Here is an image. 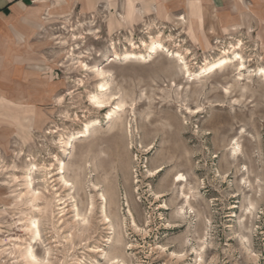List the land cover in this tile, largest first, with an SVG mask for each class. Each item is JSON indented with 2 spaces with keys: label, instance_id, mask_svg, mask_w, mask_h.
Wrapping results in <instances>:
<instances>
[{
  "label": "rangeland",
  "instance_id": "1",
  "mask_svg": "<svg viewBox=\"0 0 264 264\" xmlns=\"http://www.w3.org/2000/svg\"><path fill=\"white\" fill-rule=\"evenodd\" d=\"M52 7L33 72L54 99L0 127V264H264V41L201 49L184 17ZM223 50L241 59L198 76Z\"/></svg>",
  "mask_w": 264,
  "mask_h": 264
},
{
  "label": "crops",
  "instance_id": "2",
  "mask_svg": "<svg viewBox=\"0 0 264 264\" xmlns=\"http://www.w3.org/2000/svg\"><path fill=\"white\" fill-rule=\"evenodd\" d=\"M47 5L83 15L101 8L110 11L122 8L124 16L132 9H147L142 18L184 17L190 24L193 46L201 49L242 42L246 31L256 43L264 41V0H0V127L6 120L15 121L13 115L5 114L14 105L27 106L25 109L37 116L43 111L41 107L50 105L54 99L55 88L50 77L41 79L33 72L37 71L34 67L42 46L41 14ZM110 18L113 23L118 20L113 15ZM260 46L264 49L263 43ZM15 89H23L21 97L15 96Z\"/></svg>",
  "mask_w": 264,
  "mask_h": 264
},
{
  "label": "bare ground",
  "instance_id": "3",
  "mask_svg": "<svg viewBox=\"0 0 264 264\" xmlns=\"http://www.w3.org/2000/svg\"><path fill=\"white\" fill-rule=\"evenodd\" d=\"M73 38L76 39L75 36H73ZM142 45H143V47L145 49V53L148 56H151L152 54H156L158 51H160V50H162L164 48V45L162 44V42H161V40H160L159 37L150 38V40H149L148 43L142 42ZM232 49L234 50V46L233 45H232ZM114 55H115V57H114L115 60L118 59V58H120V59H122L124 61H130L132 59H144L145 58V56L143 54L138 53V52H135L133 50L128 51V52H124L121 55H118L116 52H114ZM178 58H179V60L183 61V57H181L180 54H178ZM233 59H241V56H239L238 53H233V57H229V50H227V51L223 50L221 52L219 58H217L215 60H211V61L210 60L209 61L206 60V62L204 63V65L200 68V73L198 74V76L199 75H209L212 72H214V71H216L218 69L223 68L226 64H228ZM239 65H240V67H243V63L242 62ZM183 66H184V68L187 67L185 64ZM259 72H260V74L264 78V70H259ZM100 75H104V73L101 72ZM105 86H106L105 83H102V84L99 85L100 89L104 88ZM93 99L96 100L95 97H93ZM96 104L100 105V104H102V102L97 101ZM119 107H122V105H120ZM91 125H92L91 123L84 124V126L81 129V131L78 132V133H76V134H78V136L75 137V138H73V139H78V138H81V137L86 136L89 133V129H90ZM71 139L72 138L69 137L68 140L65 142V145H68L69 144V141ZM160 168H157V170L160 171L161 170ZM57 171H58L57 174H61V175L63 174V172H64V164L62 162H58ZM158 171H156V172H158ZM185 182H186V178L183 175L180 174V175L177 176L176 179H174L173 184H180V183H185ZM103 207H102V210H104Z\"/></svg>",
  "mask_w": 264,
  "mask_h": 264
}]
</instances>
